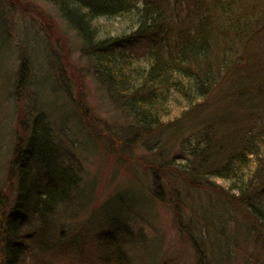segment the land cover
Masks as SVG:
<instances>
[{
	"label": "rangeland",
	"instance_id": "rangeland-1",
	"mask_svg": "<svg viewBox=\"0 0 264 264\" xmlns=\"http://www.w3.org/2000/svg\"><path fill=\"white\" fill-rule=\"evenodd\" d=\"M248 38L235 43L226 57L230 73L203 102L172 128L141 133L95 77L83 39L57 6L0 0V222L20 194V141L47 140L56 165L78 177L39 221L45 243L32 247L28 264H104L106 240L122 236V264H264V234L242 207L245 199L219 179L190 185L179 170L183 155L194 159L184 139L215 141L221 163L246 135L264 137V29ZM25 168L36 181L43 175L42 164ZM24 224L33 238L37 221ZM120 226L130 231L120 235Z\"/></svg>",
	"mask_w": 264,
	"mask_h": 264
},
{
	"label": "trees",
	"instance_id": "trees-1",
	"mask_svg": "<svg viewBox=\"0 0 264 264\" xmlns=\"http://www.w3.org/2000/svg\"><path fill=\"white\" fill-rule=\"evenodd\" d=\"M50 1L83 39L84 54L95 77L141 133L175 126L203 102L217 82L227 78L231 64L226 57L234 51L235 43L245 44L243 40L264 29V0H188L185 8L178 7L179 0ZM26 9L40 13L37 8ZM99 19L124 26L119 30ZM262 98L264 102V94ZM188 137L191 139L190 134ZM38 141L41 143L26 146L22 140L17 146V163L23 158L17 164L20 194L5 222H0V264H28L32 247L41 248L45 243L39 221L54 213L78 182L71 167L56 165L48 141ZM214 142L198 136L182 140L188 159L194 158L186 162L181 154L185 162L179 170L188 175L184 180L195 185L211 177L226 183L229 190L241 195L238 199H245L242 207H249L255 226L264 234V137L246 135L221 163ZM195 161L200 169L193 166ZM30 163L43 165L39 181L25 168ZM203 166L211 168L210 174L201 170ZM27 220L37 221L33 238L23 233ZM117 230L120 235L130 231L121 226ZM122 237L106 240L104 264H122L126 259Z\"/></svg>",
	"mask_w": 264,
	"mask_h": 264
}]
</instances>
